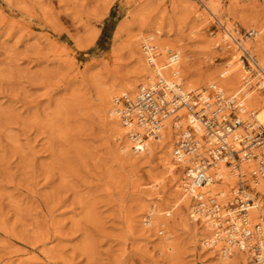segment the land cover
Returning <instances> with one entry per match:
<instances>
[{
	"label": "rangeland",
	"instance_id": "1",
	"mask_svg": "<svg viewBox=\"0 0 264 264\" xmlns=\"http://www.w3.org/2000/svg\"><path fill=\"white\" fill-rule=\"evenodd\" d=\"M228 24L264 39V0H0V264H214L204 217L175 205L164 142L122 152L108 96L151 32L209 87L241 52Z\"/></svg>",
	"mask_w": 264,
	"mask_h": 264
},
{
	"label": "built area",
	"instance_id": "2",
	"mask_svg": "<svg viewBox=\"0 0 264 264\" xmlns=\"http://www.w3.org/2000/svg\"><path fill=\"white\" fill-rule=\"evenodd\" d=\"M256 35L251 30L245 37L252 39ZM141 51L148 64L160 72L153 82L142 86L134 96L124 95L118 100L117 112L124 125L143 131L130 133L133 144L139 143L142 150L150 137L160 138L168 120H178L179 112L186 110L192 114L195 124L182 130L173 156L180 166H185L189 191L213 179L212 170L221 162L240 168L242 162L254 161V175L264 179V128L254 123L244 124L241 120L246 108V92L228 95L218 84L209 86L205 91H186L182 84L166 77L163 66H157L160 54L153 37L142 40ZM243 54L248 66L256 64L255 56L247 51ZM179 59L177 52L171 51L167 54L165 66L171 67ZM255 86L264 91L261 79ZM243 125L244 129L238 132ZM192 191L195 206L199 208L197 219L202 220L205 216L213 222L217 233L215 241L224 238L221 252L231 255L235 250L250 251L253 254L252 264H264V214L260 213L257 223L249 226L250 210L257 205L261 192L252 189L246 182L240 183L234 191V202L224 211L214 197H209L204 204L203 195ZM255 191L253 198L251 192Z\"/></svg>",
	"mask_w": 264,
	"mask_h": 264
},
{
	"label": "bare ground",
	"instance_id": "3",
	"mask_svg": "<svg viewBox=\"0 0 264 264\" xmlns=\"http://www.w3.org/2000/svg\"><path fill=\"white\" fill-rule=\"evenodd\" d=\"M218 6L214 2L207 3L206 5L207 9L211 11V13L215 17L220 16ZM233 27L234 26L232 24L227 25V27L225 28V33H222L223 35L221 34L223 36L222 40L227 43L231 41L232 44H236L241 52L247 51L250 55L255 56V58L257 59L256 64L252 63L250 66L245 65L246 62L245 60H243L244 54L240 55L241 52L239 54V52L236 51V53L238 52V54H233L231 62H228V64L226 65V69L222 71L218 76L215 75V77L208 79V81L210 82L208 86L219 83L221 84V87H225L226 90H224L226 92L230 93L228 95H232L240 91H245L247 94V100L245 103L246 108L243 109L244 113L241 114V120L244 122V124L252 125V123H254L257 126L264 127V95H262L261 89L255 88V85H253L255 82H257V79H261L262 83L264 82V39L260 37L261 31L254 30L253 28V31H255L257 34L255 38L250 39V41L243 39L242 42H239L236 35H234V32L235 34H237V31H235ZM149 37L154 38L155 44L160 54V63H158L157 66H163V68L165 69L164 74L168 79L179 82L180 84H182L183 88L186 91L188 90L197 92V90H191L193 88L201 89L198 91H205L208 88L206 86L207 82H196L194 78L188 75L185 68L183 67V64L185 63L183 59L185 60L184 56L186 53L184 47L172 43L169 44L160 34H157L155 32L142 34L141 36H139V47L137 50L139 58L137 60L135 79L128 82L117 92H113L108 96L109 111L113 122L116 125L117 138L121 140L119 148L122 152H125L127 154H131L132 152L136 154L145 151L152 152L155 145V140L157 141V139H155L154 137H150L146 141V144L141 147V150V145H139V143L133 144V142L131 141L130 133L133 131L143 132L142 129L125 126L117 112V105L119 104V94L125 96H130V94L135 95L142 86H145L149 82H153L156 78L157 73L160 72L159 69L153 68L148 64L140 49L142 40L148 39ZM219 38L221 40V37ZM239 39L242 40V37ZM216 47H220V45L217 44ZM230 49H232V46H230ZM171 51H176L180 59L179 62H177L175 65L168 67L165 66L167 65V54ZM179 116L180 118L178 120H173V118H171L165 123V129L161 132L160 139L164 142L163 146L167 151V163L165 166L168 168V172L174 174L176 170L181 169L180 176L177 177L175 184L177 189L175 190L177 191L176 193L178 196L177 201H175L177 202L175 203V205L180 206L182 205V203H185L187 210L189 211V215L196 221L198 220L197 212L199 208L195 206L196 201L194 199V196L190 193V191L192 190L189 191V186L186 185L187 182L185 180V166H180L173 156L174 148L177 144L179 135L181 134L182 130L187 129L195 123L192 114L188 113L186 110H182L181 112H179ZM244 126L245 125H243L238 130V132H241L244 129ZM255 167L256 164L254 161L242 162L240 164V168H236L233 166L230 167L224 162H221L215 169L212 170L213 179L211 178L206 185H203L202 187L195 189L192 192H198L199 196L203 195L204 204L205 200L207 202L209 197H214L217 200V203L221 205L225 211V209L227 210V208H229V206L233 202L232 196L234 194L236 186L239 183L248 182L252 186V189H255L257 192H261L262 194L256 200V204L258 205V207L256 205L252 208V210H250L249 226H253L257 223L256 221L259 219L260 213L264 214V179L260 176L254 175V172L256 170ZM256 191L251 192L253 198L255 197ZM152 202H155V200H152ZM151 213V216H147L149 221L146 223V225L148 223L150 225L152 222L156 221L157 217L163 213V210L158 209V207L155 205H152ZM153 215L154 217H152ZM203 217L204 218L202 223L205 226V230L203 232L202 238H209V241L206 240L205 244L206 246H209L208 248H211V250L209 249V259L211 260V262H213L214 264H252L253 254L250 251L241 252L235 250L231 255L221 252V249L224 246V243H222L224 238H219L222 241H215V235L217 233L215 231L214 224L210 219L206 218L205 216Z\"/></svg>",
	"mask_w": 264,
	"mask_h": 264
}]
</instances>
